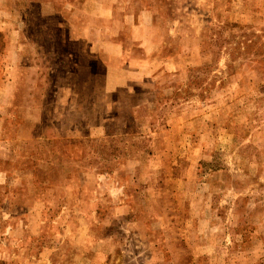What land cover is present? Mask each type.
Listing matches in <instances>:
<instances>
[{
  "label": "rangeland",
  "instance_id": "1",
  "mask_svg": "<svg viewBox=\"0 0 264 264\" xmlns=\"http://www.w3.org/2000/svg\"><path fill=\"white\" fill-rule=\"evenodd\" d=\"M0 264H264V0H0Z\"/></svg>",
  "mask_w": 264,
  "mask_h": 264
},
{
  "label": "crops",
  "instance_id": "2",
  "mask_svg": "<svg viewBox=\"0 0 264 264\" xmlns=\"http://www.w3.org/2000/svg\"><path fill=\"white\" fill-rule=\"evenodd\" d=\"M108 1L114 2L115 0H108ZM104 10H106V7H105V5L103 7V4H101V8L98 10L100 15H103L102 11H104ZM117 54L119 55V53L112 52V54L110 56H113V57H110L109 60H111V61H109V64L107 66L108 74H107V80H106V87H107L106 90H110V91H111L110 88H112V85H110V83H111L110 81H112L111 80L112 76H111L110 71L113 70L114 68H116L117 70H121V67L119 65V57ZM108 85H110V86H108ZM49 258H51V257H49Z\"/></svg>",
  "mask_w": 264,
  "mask_h": 264
}]
</instances>
